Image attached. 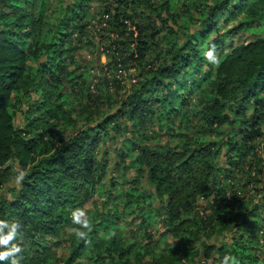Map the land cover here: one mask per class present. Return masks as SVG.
<instances>
[{
	"label": "trees",
	"instance_id": "1",
	"mask_svg": "<svg viewBox=\"0 0 264 264\" xmlns=\"http://www.w3.org/2000/svg\"><path fill=\"white\" fill-rule=\"evenodd\" d=\"M24 1L0 0V182L8 163L24 170L12 196L0 197V219L22 225L20 264H182L186 256L221 264L225 255L237 264H264V0H179V12L186 3H199L201 25L192 28L178 17L176 31L146 23L133 6L139 0H105L93 13L96 44L84 0L56 10L52 21L26 9ZM238 15L244 16L241 21L219 32ZM68 28L70 34L64 32ZM242 34L253 38L241 40ZM237 37L230 47L227 41ZM84 39L96 54L90 67L80 68L74 54ZM165 39L174 41L170 49L161 45ZM209 47L221 56L217 66L201 55ZM131 69L139 78L121 93L115 77ZM57 79L85 84V104L76 113L56 100ZM185 86L199 99L184 96ZM38 91L41 100L31 109L39 117L14 127L12 103L18 98L12 93ZM156 110L168 123L180 113L185 132L177 136L178 144L143 136V145L134 140L128 150H116L113 170L133 171L125 200L112 214H101L89 242L78 239L67 256L45 245L65 228L78 227L70 213L93 198L106 175L105 158H97L101 134L109 130L110 139L117 140L129 124L143 125ZM78 123L84 126L69 133ZM242 192H252L255 203L234 207L233 216L229 206ZM228 193L232 204L225 203ZM119 209L142 218L140 241L124 242L125 225L112 218ZM156 223L176 239L175 247L154 245L149 228ZM97 225L115 234L105 240ZM228 230L225 242L207 241Z\"/></svg>",
	"mask_w": 264,
	"mask_h": 264
},
{
	"label": "rangeland",
	"instance_id": "2",
	"mask_svg": "<svg viewBox=\"0 0 264 264\" xmlns=\"http://www.w3.org/2000/svg\"><path fill=\"white\" fill-rule=\"evenodd\" d=\"M42 4L39 6L38 4L34 5L33 1L25 0L24 6L26 9L31 8L33 9L35 14L42 15L46 19L52 21V14L56 10H60L62 7L65 8V6L68 3H72L74 0H41ZM103 1L105 0H84V9L88 11V15L85 19V22L90 21L91 24L88 27L90 31V38L92 37V40L94 41V44L98 42V35L95 34L96 29L92 27L95 25V21L92 20L95 12H97L102 5ZM141 3H136L134 6V9L136 10V13L141 14L143 16L142 19L145 20V22H155L154 27L156 29H162L166 31L164 27H171L174 31L177 30L178 27L181 26L180 22H183V19L190 22L191 27L194 26H200L201 25V19L200 15L197 10L200 9L199 3L196 2H189L186 3V8L183 10V12H179V8H181L182 1L179 0H152V5H148L146 3V0H139ZM196 1V0H195ZM199 2H203L202 0H198ZM137 2V0H135ZM63 5V6H62ZM167 6L163 9L164 6ZM53 10V11H52ZM157 14H159L161 20ZM179 21L174 20V18H178ZM243 15H238L237 18L234 21L229 22L226 26H222L219 29V32H223L229 28H232L235 26L239 21L243 19ZM225 18V16H224ZM217 25H221L223 23V19H219L217 22ZM92 28V29H91ZM67 34H70L71 29L68 28ZM92 33V34H91ZM213 35H211L212 37ZM76 36L71 35V39L75 40ZM237 37L233 41H227V44L230 45V47H233L238 42ZM241 40H251L253 36H247L245 34H242L240 36ZM183 39L180 38L179 43ZM87 39L83 40L82 44H79L78 42L77 47L78 51L74 54V59L77 60L78 65L80 68H83L85 66L92 65L93 59L95 57L96 51L94 48L90 46H86ZM174 44V41L172 39H165L161 45H165L167 48H171ZM204 45L199 46V48H202ZM205 50L203 49L201 52L202 57L204 58L203 53ZM67 57L69 56V53L65 54ZM218 59L220 60L221 56L217 54ZM69 60V57H68ZM101 63H105L106 59L104 56H101L100 58ZM207 61V60H206ZM212 64V63H211ZM206 63H203L202 70H205ZM213 65V64H212ZM217 66V65H214ZM71 70V67L68 65L65 69ZM82 70V69H81ZM121 76L115 77V79L119 82V91L121 93L126 92L131 86L138 80L137 73L131 69L130 72H125L122 74H119ZM201 76L198 74V77ZM58 81L57 88L55 91H57V97L56 100L58 101H65V106L67 108H70L73 113H76L79 109H81L85 104V97H84V90H85V84L78 82V84L75 86L74 84L70 83L69 81H66V79H57ZM91 82V79H90ZM61 84V85H60ZM116 84V83H115ZM191 84V83H189ZM55 86V85H54ZM59 86L61 89H59ZM56 87V86H55ZM189 90V87L181 88V93L184 96H188L190 100H193L191 102H194L196 99H199V95H195L194 90ZM14 96L18 98V100H15L14 108L12 112H14L13 117V125L16 128H23L27 121L31 118H37L39 117V113L37 110L31 109L33 107L34 103H37L41 100V95L38 92H29V95L27 96H20L16 95L15 93H12ZM121 97H116V99H120ZM150 117H152L150 119ZM149 119H146V121L143 123V125H140L138 122L134 125L129 124V128L127 129L126 134H121L120 137L117 138V140L110 139V135L108 134L110 131L108 130L105 134H101V138L104 140L102 144H100L97 148V158L101 160V157L105 158V162L107 164L106 167V175L101 177L98 183V186L96 187V191L93 195V198L88 201L84 206L83 210L87 213V216L90 220L91 229L94 227V224H99V217L101 214H112L113 208H115L120 202V200H125L124 197V191L126 188L129 187V185L126 183V180L128 177H131L133 174V171H124L122 170H113L116 163H118L119 159L116 155V150L123 149L128 150L130 146V141L136 140L139 144L141 143V138L143 136H156L157 142L161 145H170L173 146L175 144H178L180 138H177L179 134H182L185 132V123L181 120L180 113H176L172 117V121L170 123L165 121V115L163 112L156 110L153 112L150 116H148ZM84 125L83 123H78L76 125V128L72 127L69 128L70 132H75V130L82 128ZM62 128V127H61ZM58 137V136H57ZM143 145V143H141ZM146 144V143H145ZM20 172L24 173V170L20 169L18 166V163L13 161L8 163L6 166L2 168V176H3V183L0 182V197L10 198L12 196V190L19 187V184L16 182V177L19 175ZM144 192H147L145 190H142ZM239 192V191H238ZM243 193V192H242ZM244 194V195H243ZM240 196V199L237 200V203H233L234 200H231V194L228 193L226 199V202H229L230 205L229 209L232 212V215H235V209L234 207H237L239 205L245 204L246 206H249L250 204L255 203V196L252 194V192L243 193ZM137 211V210H136ZM136 213L133 214H127L122 211L121 209L117 210L116 215H112V218L116 220V222H119L120 224L125 225L126 232L123 234L124 242L125 243H135L136 241H140V237L143 236V231L138 229L139 221H141L142 218L138 219ZM142 217V216H141ZM103 225H97L95 228V231L98 233V235L107 240L108 238L112 237V231L111 230H105L102 227ZM140 228V227H139ZM73 228H65L61 233H58L55 237L47 239L45 245H48L52 248H54L55 252L58 254H63L67 256L70 252V246L78 241V238L75 236V233L72 231ZM149 231L152 234L153 237V243L157 246V248L162 249L166 246H176V239H173L170 235H167L164 233V229L162 225L159 223L154 224L152 227L149 228ZM231 235V231H226L224 233H215L211 236V239L207 240L211 244L219 245L222 241L225 242ZM135 237L137 239H135ZM205 237L202 236V240H204ZM185 260L182 264H202V261L200 259L192 260L189 256H186L184 258ZM203 264H206L204 261Z\"/></svg>",
	"mask_w": 264,
	"mask_h": 264
},
{
	"label": "clouds",
	"instance_id": "3",
	"mask_svg": "<svg viewBox=\"0 0 264 264\" xmlns=\"http://www.w3.org/2000/svg\"><path fill=\"white\" fill-rule=\"evenodd\" d=\"M204 59L212 63L213 65H218L220 60L216 55L214 47H209L207 51L203 53ZM24 179V173L20 172L16 177V182L19 184ZM71 221L75 227L72 231L75 233V236L85 241H88V233L91 231L90 220L87 216V213L81 209H74L70 213ZM22 225L18 221H7L0 219V264H20L23 259L21 253L23 248L21 243L23 241L22 234ZM115 233H112L114 235ZM229 261H232L233 264H237L235 257L225 255L221 264H229Z\"/></svg>",
	"mask_w": 264,
	"mask_h": 264
}]
</instances>
